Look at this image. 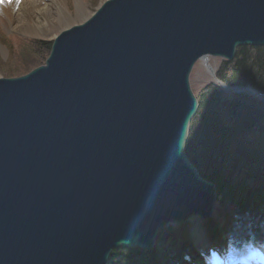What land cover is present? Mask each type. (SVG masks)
Returning <instances> with one entry per match:
<instances>
[{"label": "water", "instance_id": "1", "mask_svg": "<svg viewBox=\"0 0 264 264\" xmlns=\"http://www.w3.org/2000/svg\"><path fill=\"white\" fill-rule=\"evenodd\" d=\"M262 46L264 0H106L45 64L1 77L0 264H109L211 220L216 186L186 153L191 73Z\"/></svg>", "mask_w": 264, "mask_h": 264}, {"label": "trees", "instance_id": "2", "mask_svg": "<svg viewBox=\"0 0 264 264\" xmlns=\"http://www.w3.org/2000/svg\"><path fill=\"white\" fill-rule=\"evenodd\" d=\"M0 43L16 56L11 77L43 65L52 46L2 32ZM216 75L218 81L196 93L199 109L186 144L200 176L217 189L215 214L202 226L208 243L218 251L241 243L264 252V99L220 85L264 93V46L238 48L233 61L220 62ZM109 264H208V260L194 246L188 223L159 232L151 249L114 250Z\"/></svg>", "mask_w": 264, "mask_h": 264}, {"label": "rangeland", "instance_id": "3", "mask_svg": "<svg viewBox=\"0 0 264 264\" xmlns=\"http://www.w3.org/2000/svg\"><path fill=\"white\" fill-rule=\"evenodd\" d=\"M105 1L106 0H98L97 2H94L93 0H41V6L39 7H46V5H49L51 6L53 13L38 14L37 8L34 5L29 6L23 2V0H0V32L10 36L13 35L21 38L51 42L62 31L75 25L82 24L88 20ZM78 3H82V8L79 7ZM59 6H61L63 11L66 13L69 23H72L71 26L68 27V24L56 20V17L59 15L56 10L59 9ZM21 19L26 21L24 26H20L19 24ZM46 22H48V24L44 25ZM40 28H42L44 36L30 37L28 34H25L26 32H39ZM51 28L59 30V32L56 34H54L55 32L48 34ZM15 58L16 56L13 55L12 51L9 50L6 45L0 43V78L11 77L12 67H10V65L12 63L16 65ZM221 61V58L208 56L206 59L200 60L195 65L190 77L191 86L195 94L206 84L217 81V78L215 80L213 75L208 70L206 63L209 62L212 68L216 71ZM201 222V219H193L190 222V230L195 245L202 248V240L205 239L206 241L207 238L204 230L202 229ZM198 227H200V229H198ZM206 243L208 246L204 250L199 249L200 252L208 258L210 264H217L215 260L211 258V255L208 254L209 251H215L214 248L212 249L208 241H206ZM246 248L248 247H243L238 250L235 246L230 245L228 249L225 250L226 252L223 254L220 253L221 256L227 260L224 264H237L235 261L240 258ZM257 256L261 262H264L262 256L258 252Z\"/></svg>", "mask_w": 264, "mask_h": 264}, {"label": "bare ground", "instance_id": "4", "mask_svg": "<svg viewBox=\"0 0 264 264\" xmlns=\"http://www.w3.org/2000/svg\"><path fill=\"white\" fill-rule=\"evenodd\" d=\"M40 1L23 0V2H25L29 6H33L34 5L37 8L38 14H40V13H42V14H52L53 13V10H52L51 6L46 5V7H39V6H41ZM78 5H79L80 8H82V3H78ZM56 12H57V14H59L56 17V20L68 24V27L71 26L72 23H69V20L67 18V15L63 11V9L61 8V6H59V9L56 10ZM19 24H20V26H24L26 24V21L21 19L20 22H19ZM47 24H48V22L44 23V25H47ZM57 32H59V30H54L53 28H51L50 29V32L48 34H52V33L56 34ZM25 34H28L30 37H38V36L40 37V36H44V32H43L42 28L39 29V32H34V33L26 32ZM51 42H53V41H51ZM51 48H52V46H51ZM206 64H207L208 70L210 71V68L209 67H211V64L209 62H207ZM35 69H33V70H35ZM210 73L213 75V72L212 71ZM198 229H200V227H198ZM202 241H203L202 242L203 243L202 244V248L200 246H196L195 243H194V241H193L194 246L198 249L199 252H200L199 249L204 250L208 246L207 243H206L207 240L205 241V239H203ZM240 244L241 243H237L235 245L236 249L239 250V249H242L243 247H248V248L245 249V251L242 253V255L240 256V258L235 261V263H237V264H264V263H262L259 260V257L257 256V252H254L255 250L252 248L251 244H247V245L246 244L240 245ZM208 254L211 255V258L214 259L217 264H224V262L227 261L223 256H221V254H219L216 251H209ZM262 254H264L263 251H262ZM263 259H264V256H263Z\"/></svg>", "mask_w": 264, "mask_h": 264}]
</instances>
